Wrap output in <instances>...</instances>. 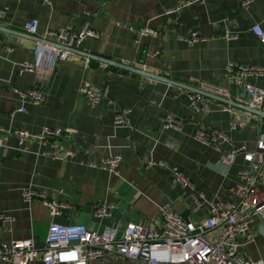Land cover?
Wrapping results in <instances>:
<instances>
[{
  "label": "crops",
  "instance_id": "obj_1",
  "mask_svg": "<svg viewBox=\"0 0 264 264\" xmlns=\"http://www.w3.org/2000/svg\"><path fill=\"white\" fill-rule=\"evenodd\" d=\"M52 1L51 7L42 0H0V8L8 9L0 27L20 33L0 31V127L32 135L45 127L73 129L65 146L77 155L70 161L38 155L53 149L55 140L27 141L28 151L23 152L17 137L12 136L0 147V215L11 220L7 225L0 222V240L35 239L42 249L51 223L83 224L96 230L114 227L123 232L128 223L159 224V208L168 202L177 214L196 221L206 217L211 204L237 202L233 190L245 160L237 156L230 168L218 160L241 145L254 150L264 132V116L249 112L244 88L231 84L226 68L234 61L264 68V48L250 32L255 24L264 30V0H251L248 9L243 8V0H207L193 5L191 0ZM32 20L39 23L36 37L53 42L47 36L50 31L68 25L76 33L91 29L100 37H87L78 49L197 90L204 84L226 91V96L216 95L229 103L207 98L210 111H196L185 89L95 60L85 69L82 56L52 66L56 53L48 49L39 69L18 74V65L37 61V42L24 29ZM193 32L202 39L189 45L182 38ZM233 34L236 38L229 39ZM88 82L107 89L115 106L105 102L93 108L80 91ZM249 83L264 87V77H254ZM33 87L48 93L47 101L41 105L27 102V114L17 111L21 101L15 90ZM125 108L133 110L130 127L116 129V111ZM168 114L183 122L182 130L161 126ZM235 120H246L247 126L231 131ZM199 128L222 131L230 141L218 148L197 143L194 137ZM111 152L122 157L119 177L88 164ZM163 161L178 168L197 193L203 194L201 207L189 197V191L174 185L170 168L151 166ZM30 187L60 204V214L53 217L41 200L24 202L22 192ZM101 200L115 205L104 220L93 216L94 205ZM259 225L257 221L254 230ZM245 252L254 260L264 259V239L259 233ZM33 264H43L42 257ZM90 264L141 263L111 255Z\"/></svg>",
  "mask_w": 264,
  "mask_h": 264
},
{
  "label": "built area",
  "instance_id": "obj_2",
  "mask_svg": "<svg viewBox=\"0 0 264 264\" xmlns=\"http://www.w3.org/2000/svg\"><path fill=\"white\" fill-rule=\"evenodd\" d=\"M47 6H53L52 0H42ZM207 0H191L190 5L195 3L205 4ZM251 0H243L242 6L248 9ZM8 17V9L0 8V20ZM38 21L32 20L24 27L29 36H36ZM250 32L257 38L264 48V30L259 24L251 27ZM55 39L54 42L65 48H79L87 37L99 38L100 36L91 29L76 33L71 25L50 31L47 35ZM229 39L236 35L228 36ZM189 45L195 44L202 39L198 32L191 33L189 38H182ZM138 42V41H137ZM40 49L54 51L56 58L51 64L54 66L59 61L79 60L80 56L70 51H61L52 46H43L37 43L35 63H22L18 65L17 73L32 72L40 68L43 52ZM11 52V49H7ZM57 51V52H56ZM86 59V58H85ZM91 60H85V69L89 67ZM227 77L231 84L244 88L246 93L245 105L251 110L264 111V87L250 84L254 77L263 78L264 68L255 65H245L239 62H230L227 65ZM201 90L213 95L226 96V91H219L208 85H202ZM81 94L89 101L93 108L106 105L115 106L114 101L108 98L107 89L99 88L89 82L81 89ZM19 95L21 107L17 110L27 114L25 108L27 102L41 105L48 99V93L39 87L29 90L16 89ZM191 105L196 111L208 113L210 106L208 99L201 94L188 92ZM133 110H117L114 117V127L129 128L130 115ZM15 114V113H14ZM13 114V115H14ZM231 131L238 126H247L246 120H235L231 123ZM164 129L182 130L183 122L171 114L161 120ZM73 129L60 127H45L41 133L32 135L24 130H11L0 127V147H4L10 137L18 139V148L26 152L27 141L44 143L53 141V149L38 153L59 161H70L75 158L77 151L65 146V142L71 139ZM197 143L205 146L221 147L230 141V137L222 131L208 132L202 128L194 137ZM257 145L250 150L247 145H241L232 151L223 154L218 160L220 164L231 167L236 163L237 156L241 155L246 166L238 172L240 182L233 190L237 197L235 203L211 204L209 213L205 218L194 220L191 217H182L177 214L171 202L159 208V224L153 223L142 226L141 224L128 223L125 230L120 232L117 228L110 227L103 230L90 229L83 224L62 225L51 223L45 246L40 249L35 239H24L4 243L0 240V264H33L42 257L43 264H90L93 260L103 259L107 256H116L125 260H133L141 264H264V259L254 260L245 249L256 243L257 233L254 225L257 221H264V132L258 136ZM122 157L119 154L109 153L108 157L96 161H90L91 167L109 172L110 175L119 177V168L122 165ZM170 168L174 185L189 191V197L201 207L205 201L203 194L197 193L191 181L185 174L180 173L178 168L169 167L168 162L151 163V166ZM24 202L33 204L41 200L50 209L55 217L60 214L62 207L57 202L49 201L44 191L27 188L23 190ZM115 207L110 201L101 200L94 205L93 216L104 220L110 217L111 210ZM0 222L7 225L10 219L0 215Z\"/></svg>",
  "mask_w": 264,
  "mask_h": 264
},
{
  "label": "water",
  "instance_id": "obj_3",
  "mask_svg": "<svg viewBox=\"0 0 264 264\" xmlns=\"http://www.w3.org/2000/svg\"><path fill=\"white\" fill-rule=\"evenodd\" d=\"M0 31H3L5 33H8V34H17V35H20V33L18 32H12L8 29H5L3 27H0ZM26 36V35H25ZM27 37L29 38H33L37 43L43 45V46H52V47H55L56 49L58 50H61V51H70L72 53H74L75 55H78V56H82L84 58H89L90 60H95V61H98L100 63H102L103 65H109V66H113L115 68H118L122 71H127V72H131L133 74H137L139 76H143V77H146L148 79H151V80H154V81H158V82H165L169 85H172V86H175V87H180L181 89H185L187 90L188 92H192V93H195V94H201L203 95L204 97L206 98H210V99H220L221 97H218L217 95H213L209 92H206L204 90H201V89H195V88H192V87H189L183 83H177L175 81H173L172 79H169L167 77H164V76H158V75H155L149 71H146L145 69H139V68H136L132 65H129L127 63H120V62H117V61H112L110 59H107V58H101L99 56H95L93 54H90V53H86L78 48H65L53 41H47V40H43L39 37H36V36H29L27 35ZM41 52H45V49H40ZM50 53V52H49ZM54 57H53V60L56 58V55L53 53ZM223 99V101L225 103H229V101H227L226 99L224 98H221V100ZM255 111L258 115L260 116H264V111L262 110H256V109H253V110H249V112H252ZM255 232L259 233L260 236L264 239V221L260 220V225L258 227H256L255 229Z\"/></svg>",
  "mask_w": 264,
  "mask_h": 264
}]
</instances>
